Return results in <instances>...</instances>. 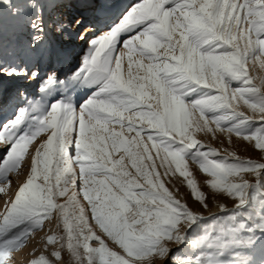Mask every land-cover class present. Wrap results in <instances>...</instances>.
Returning a JSON list of instances; mask_svg holds the SVG:
<instances>
[{"label":"snow or ice","instance_id":"snow-or-ice-1","mask_svg":"<svg viewBox=\"0 0 264 264\" xmlns=\"http://www.w3.org/2000/svg\"><path fill=\"white\" fill-rule=\"evenodd\" d=\"M110 6L0 0V104L14 105L0 126V185L30 158L0 222V264H14L54 213L69 264H264V163L223 157L197 138L220 132L264 154V77L249 70L264 69V0H138L103 27L83 11ZM75 41L78 66H51ZM180 185L203 212L205 186L233 206L205 216Z\"/></svg>","mask_w":264,"mask_h":264},{"label":"rangeland","instance_id":"rangeland-1","mask_svg":"<svg viewBox=\"0 0 264 264\" xmlns=\"http://www.w3.org/2000/svg\"><path fill=\"white\" fill-rule=\"evenodd\" d=\"M111 2V3H110ZM138 0H109V4L111 5V11L107 12V15L104 19L98 22L99 26L103 27L105 22L110 20L116 19L122 12H124L127 8L131 5L137 3ZM96 8L100 7V1L94 0ZM119 7V10L114 13V11ZM96 8H93V11L96 12ZM114 10V11H113ZM57 11L68 13L69 9H58ZM75 11V10H73ZM65 22L68 21V16L65 15L64 17ZM58 35V34H56ZM78 49L75 50V53H72V56L69 58L68 56L62 58L61 62H58L57 57H53L51 59V66L56 67L59 71L64 73H68L71 70H74L79 63V57L82 54V42L78 41ZM66 42L65 44H67ZM53 46L58 45V41L53 37L52 39ZM65 52V50H64ZM56 62V63H55ZM48 65L45 64V67ZM43 68L41 69L43 74ZM250 75L253 77H264V69L259 67L257 63L255 66L249 65ZM258 83V80L255 81ZM20 82H9L6 87L8 89H12L14 86L19 84ZM35 81H24L23 87L27 89L28 92H34L35 88ZM89 94L90 92L85 93L83 90L78 95H85ZM0 126L4 125L8 120H10L13 116V104H0ZM251 114V113H249ZM214 127V125H212ZM117 130H119L117 126ZM197 138L204 142L206 145L216 148L221 156L228 157L232 159L233 157L230 156L231 153H235L236 156H239L243 160H251L257 163H264V154H262L259 150L255 149L251 144L246 141H243L235 136L232 137V142L229 143L228 138L225 134L220 132L216 133V137L214 138L212 134L205 135L204 133H198ZM41 138H37V141L34 142L32 146L29 147V153L34 152L35 145L40 142ZM3 148L2 142H0V149ZM26 163L21 166L19 173H12L9 175V179L11 180V184L8 186L0 185V187H6L4 192H0V222H2V216L6 214V204L10 206V202L14 199L15 194L17 193L19 187H21L30 175V158L28 156L25 157ZM189 167L193 170L194 174L198 182L203 185L206 176L199 171L198 165L189 162ZM42 183V181H41ZM170 189L172 188L169 185ZM206 193L209 194V204L211 208V212H203V209L200 208L199 204L192 199L190 191L187 189L185 185L179 186V195L183 198L187 204L192 207L193 209H197L202 211L205 216H210L212 214H218L220 209L218 207L219 204H225L228 207L233 206V202L225 197L222 196H213L209 189L205 186L202 189ZM61 203L64 202L62 199ZM72 209H69L71 213ZM56 235L58 237L64 236L65 240L60 241L58 240L55 244H48V237ZM66 232L63 227L62 221L58 214L54 213L53 218L51 220H45L43 230L37 231L33 233L30 239L27 241L25 246L21 248L19 251L14 253V264H33V261L38 260L41 256L45 257L47 260L50 261V264H69L70 255L65 248H61L62 243H66ZM95 246V244H94ZM111 246V245H110ZM55 251H61L62 260L57 262L56 258L52 255Z\"/></svg>","mask_w":264,"mask_h":264},{"label":"bare ground","instance_id":"bare-ground-1","mask_svg":"<svg viewBox=\"0 0 264 264\" xmlns=\"http://www.w3.org/2000/svg\"><path fill=\"white\" fill-rule=\"evenodd\" d=\"M100 1V4H102V3H107V4H109V0H99ZM114 1H116V0H114ZM111 3V2H110ZM110 5V4H109ZM119 10V7H117V9L114 11V13L115 12H117ZM84 12H85V14L86 15H88L89 16V18L91 19V20H94L95 22H99L100 20H102V19H104L105 18V16L107 15V12H110L111 11V8L110 7H108V8H106V9H104V15H102V16H97L95 13V11H93V8H90V9H85V10H83ZM112 12V11H111ZM116 14V13H115ZM74 31H76V30H78V29H73ZM66 43V42H65ZM78 41H75L74 43H72V42H68L67 44H64V50H65V55L64 56H61V57H57V59H58V62H61L63 59L62 58H64V57H66V56H68L69 58L72 56V53H75L76 51L75 50H77L78 49V47H79V45H78ZM56 63V62H55ZM1 109V108H0Z\"/></svg>","mask_w":264,"mask_h":264}]
</instances>
